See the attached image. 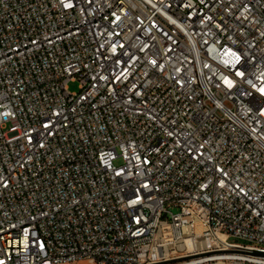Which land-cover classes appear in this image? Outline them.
<instances>
[{"label": "built area", "instance_id": "1", "mask_svg": "<svg viewBox=\"0 0 264 264\" xmlns=\"http://www.w3.org/2000/svg\"><path fill=\"white\" fill-rule=\"evenodd\" d=\"M0 264H264V0H0Z\"/></svg>", "mask_w": 264, "mask_h": 264}, {"label": "rangeland", "instance_id": "2", "mask_svg": "<svg viewBox=\"0 0 264 264\" xmlns=\"http://www.w3.org/2000/svg\"><path fill=\"white\" fill-rule=\"evenodd\" d=\"M69 88H70V90H71L72 92H77V91L79 90V85H78V83H71V84L69 85ZM116 165H118V166L122 165V161H121V160H118V161L116 162Z\"/></svg>", "mask_w": 264, "mask_h": 264}, {"label": "bare ground", "instance_id": "3", "mask_svg": "<svg viewBox=\"0 0 264 264\" xmlns=\"http://www.w3.org/2000/svg\"><path fill=\"white\" fill-rule=\"evenodd\" d=\"M188 244L190 245V247H193L194 245H193V242H188Z\"/></svg>", "mask_w": 264, "mask_h": 264}]
</instances>
